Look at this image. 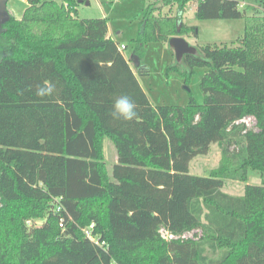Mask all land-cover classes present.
Instances as JSON below:
<instances>
[{"label": "trees", "instance_id": "trees-1", "mask_svg": "<svg viewBox=\"0 0 264 264\" xmlns=\"http://www.w3.org/2000/svg\"><path fill=\"white\" fill-rule=\"evenodd\" d=\"M26 4L0 30V264H264V0L243 10L237 0L150 3L129 59L105 19L77 18L78 0ZM189 5L198 21L243 20V35L237 47L208 43L174 59L186 79L207 68L201 104L154 106L138 80L148 74L143 47L196 38L194 26L177 32V12ZM45 82L54 94L37 97ZM120 95L136 103L138 119L111 116ZM103 140L116 152L109 175ZM212 144L219 165L191 175L190 162ZM248 169L259 186L221 191L224 181L246 182Z\"/></svg>", "mask_w": 264, "mask_h": 264}, {"label": "rangeland", "instance_id": "rangeland-1", "mask_svg": "<svg viewBox=\"0 0 264 264\" xmlns=\"http://www.w3.org/2000/svg\"><path fill=\"white\" fill-rule=\"evenodd\" d=\"M26 1V0H25ZM60 2V0H55ZM89 4H79L76 7V16L78 19H105L109 29L117 34L116 41L126 47L122 51L123 55L129 59L131 52L135 47L134 41L137 36L139 23L142 17L144 7L150 4V0H83ZM243 2V10L246 7L255 5L259 0H237ZM152 2V1H151ZM162 0L152 2L153 7H157ZM8 9L16 17H21L25 10V3L21 0H10ZM189 5L184 12L183 21L185 25L198 28L196 38L185 40L190 46L198 47L208 43L218 46L237 47V40L242 37L244 31L243 20H213L198 21L194 18V9ZM167 8L163 9V14H167ZM171 16L176 15V9L172 8ZM40 27V26H36ZM4 52L2 41L0 40V55ZM142 66L147 68L148 74L138 77V80L144 91L150 96L151 103L154 105L179 106L185 107L189 99L193 98L196 103H202V94L200 91V80L206 73L207 68L196 67L186 79L181 73L173 69L174 58L166 43L149 41L143 47ZM247 128H254L253 118H245L243 121ZM102 152L104 156L105 167L103 172L109 175L112 166L116 163V152L112 143L108 140L102 142ZM221 153L217 144H212L206 155L197 156L189 164L190 174L195 176H208L210 171L214 170L220 162ZM261 184V178L257 172L247 170L246 182L224 181L221 191L234 196H240L243 193L244 186ZM96 210H102L103 205L98 204ZM26 221L25 225L29 226ZM42 220L35 221V226H40ZM9 233V249L12 251V242L14 236ZM3 232L4 236H7ZM190 237V235H187Z\"/></svg>", "mask_w": 264, "mask_h": 264}, {"label": "water", "instance_id": "water-1", "mask_svg": "<svg viewBox=\"0 0 264 264\" xmlns=\"http://www.w3.org/2000/svg\"><path fill=\"white\" fill-rule=\"evenodd\" d=\"M7 2L8 0H0V30L2 25L8 20L9 12L7 10ZM78 4H86L88 5V2L78 0ZM178 19L176 21L177 24V32L180 30V26L182 23L181 12H177ZM168 47L172 50L174 59L176 62H180L184 55H194L196 50L193 46H190L185 38L183 37H172L168 41ZM131 64L132 66L138 67L139 66V59L137 56L131 57Z\"/></svg>", "mask_w": 264, "mask_h": 264}, {"label": "clouds", "instance_id": "clouds-1", "mask_svg": "<svg viewBox=\"0 0 264 264\" xmlns=\"http://www.w3.org/2000/svg\"><path fill=\"white\" fill-rule=\"evenodd\" d=\"M54 92L55 85L45 82L36 89L35 95L40 98H47L52 96ZM110 114L114 119L132 122L138 119L137 105L128 95H120L114 100Z\"/></svg>", "mask_w": 264, "mask_h": 264}, {"label": "crops", "instance_id": "crops-1", "mask_svg": "<svg viewBox=\"0 0 264 264\" xmlns=\"http://www.w3.org/2000/svg\"><path fill=\"white\" fill-rule=\"evenodd\" d=\"M9 1L10 0H8V2H7V5H8V3H9ZM22 2H24L25 3V9L27 8V4H26V1L25 0H21ZM154 2V1H159V0H150L149 2L150 3H152V2ZM175 9V8H174ZM191 9H195V5H192V7H191ZM7 10H8V12H9V14L13 17V18H15L16 20H19V19H21V17H22V14H21V17H16V16H14L13 15V13H12V11H11V9H8V7H7ZM25 11V10H24ZM183 16H184V13H182V23H184V21H183ZM185 24V23H184ZM186 26H189V25H186ZM116 35L117 34H115V33H113L110 29H109V27H108V36L110 37V38H113V39H116ZM126 50V49H125ZM172 56H173V58H174V55H173V52H172ZM130 67L132 68V70L135 72V68L132 66V64L130 63ZM140 83V82H139ZM141 85V84H140ZM142 87V86H141ZM142 89H143V87H142ZM143 91H144V89H143ZM144 93L147 95V97H148V99H149V101L151 100V98H150V96L144 91ZM150 103H151V101H150ZM152 105H154L153 103H151ZM154 106H160V105H154Z\"/></svg>", "mask_w": 264, "mask_h": 264}, {"label": "built area", "instance_id": "built-area-1", "mask_svg": "<svg viewBox=\"0 0 264 264\" xmlns=\"http://www.w3.org/2000/svg\"><path fill=\"white\" fill-rule=\"evenodd\" d=\"M243 7H244V3H243V2H239V9H241V8H243ZM124 49H125V46H124V45H120L119 50H120V51H123ZM59 210H60V208H57V211H59ZM59 226L62 227V221H60V225H59ZM159 234H160V237H161L162 239H164L165 241L176 239L175 236L169 234V233H168L167 231H165L164 229H161V230L159 231ZM85 236H86L87 238H89L90 240H92V241H96L95 239H93V238L89 235L88 232H85ZM95 243L97 244V241H96ZM112 264H113V263H112Z\"/></svg>", "mask_w": 264, "mask_h": 264}]
</instances>
